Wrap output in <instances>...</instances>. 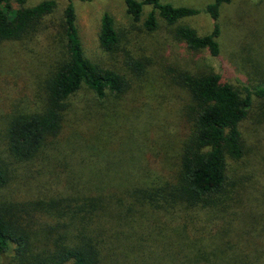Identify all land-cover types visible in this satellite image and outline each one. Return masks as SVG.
Here are the masks:
<instances>
[{
	"label": "trees",
	"instance_id": "obj_1",
	"mask_svg": "<svg viewBox=\"0 0 264 264\" xmlns=\"http://www.w3.org/2000/svg\"><path fill=\"white\" fill-rule=\"evenodd\" d=\"M27 1L0 0V42L20 39L44 24L56 8L55 0ZM230 1L212 0L196 8L163 0H123L133 21L150 6L143 22L147 30L156 29L158 16L176 25L175 37L189 49L206 50L215 58L220 53V7ZM201 12L212 21L208 33L200 35L179 24ZM61 26L66 58L46 78L44 107L12 115L4 130L8 154H0V253L9 254L12 264H264L259 251L252 258L233 250L223 222L215 223L225 207L221 197L229 180L228 161L244 153L239 124L253 96L264 98V81L244 88L242 95L213 70L178 72V84L190 95L184 110L189 127L168 177L84 173L71 175L78 186L74 192L66 186L59 191L54 188L58 183L30 197L5 191L28 181L33 160L43 172L51 171V155L37 153L60 131L67 99L83 85L99 100L119 96L129 87L124 74L86 57L74 0H66ZM98 43L108 53L119 45L107 12L100 19ZM129 66L143 68L136 60Z\"/></svg>",
	"mask_w": 264,
	"mask_h": 264
},
{
	"label": "rangeland",
	"instance_id": "obj_2",
	"mask_svg": "<svg viewBox=\"0 0 264 264\" xmlns=\"http://www.w3.org/2000/svg\"><path fill=\"white\" fill-rule=\"evenodd\" d=\"M40 1L28 0L27 5ZM163 1L203 8L212 0ZM55 2L56 8L44 24L20 39L0 42V154H8L4 130L10 117L42 110L46 78L66 58L61 26L66 0ZM74 6L86 57L124 74L129 87L119 96L99 100L83 85L67 99L60 131L37 153L51 155V171L43 172L33 160L28 181L18 186L13 183L6 192L13 190L23 197L42 195L57 183L53 187L59 191L66 186L74 192L78 186L71 175L84 173L168 177L189 127L184 110L190 95L178 84L176 74L213 70L242 95L244 88L264 81V0H231L221 5L216 58L206 50L189 49L175 37L176 25H167L158 16L156 29L147 30L143 22L150 6H144L139 21L127 14L123 0H74ZM104 12L112 16L119 34V45L110 53L98 43ZM179 24L193 27L200 35L212 28L204 12ZM132 60L143 68L129 66ZM239 129L244 153L238 160L228 161L229 180L221 197L225 207L215 223L223 222L233 250L253 258L256 251L264 254V98L253 96ZM0 264H12L10 255L0 253Z\"/></svg>",
	"mask_w": 264,
	"mask_h": 264
}]
</instances>
